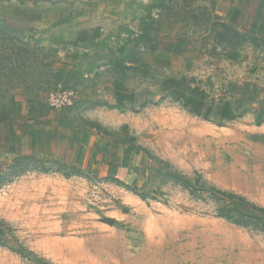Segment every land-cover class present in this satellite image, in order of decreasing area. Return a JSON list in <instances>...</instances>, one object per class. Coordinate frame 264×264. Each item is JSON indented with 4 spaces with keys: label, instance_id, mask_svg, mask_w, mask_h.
<instances>
[{
    "label": "rangeland",
    "instance_id": "1",
    "mask_svg": "<svg viewBox=\"0 0 264 264\" xmlns=\"http://www.w3.org/2000/svg\"><path fill=\"white\" fill-rule=\"evenodd\" d=\"M3 90L0 264H264L198 190L264 220V0H0ZM40 122L126 146L137 184L13 162Z\"/></svg>",
    "mask_w": 264,
    "mask_h": 264
},
{
    "label": "crops",
    "instance_id": "2",
    "mask_svg": "<svg viewBox=\"0 0 264 264\" xmlns=\"http://www.w3.org/2000/svg\"><path fill=\"white\" fill-rule=\"evenodd\" d=\"M6 95L10 94L0 92V99ZM39 124V130L34 129L29 132L33 137L29 147L19 149L18 144L11 148L14 151L13 162L22 157L40 159L49 157L64 164L81 166L97 176L118 180L128 187L137 184L139 175L136 174V167L133 171V165L129 163L126 146L121 143L114 145L109 140L102 139L93 140L94 142L88 145V142L85 143L65 131L66 127L62 123H54L50 130L46 128V123Z\"/></svg>",
    "mask_w": 264,
    "mask_h": 264
},
{
    "label": "trees",
    "instance_id": "3",
    "mask_svg": "<svg viewBox=\"0 0 264 264\" xmlns=\"http://www.w3.org/2000/svg\"><path fill=\"white\" fill-rule=\"evenodd\" d=\"M219 27L220 30L212 28L211 31L217 34V36H224L226 30H228L229 27L225 24H219ZM3 91L6 93H10L8 90ZM24 159L29 158H19L18 160L21 161ZM43 172H48V170L44 168ZM200 182L198 190H200L201 195H205L207 197L206 202L208 200L212 201V204L214 205V215L216 217L221 218L233 225L251 230H257L263 232L264 234L263 219L255 218L239 211V203H247L246 200L232 193L224 192L213 187H208L202 180ZM258 211L264 215V209H259ZM257 222H260V224H257Z\"/></svg>",
    "mask_w": 264,
    "mask_h": 264
},
{
    "label": "built area",
    "instance_id": "4",
    "mask_svg": "<svg viewBox=\"0 0 264 264\" xmlns=\"http://www.w3.org/2000/svg\"><path fill=\"white\" fill-rule=\"evenodd\" d=\"M71 94L68 92L63 93H50L47 97V108L64 110L67 109L72 102Z\"/></svg>",
    "mask_w": 264,
    "mask_h": 264
}]
</instances>
